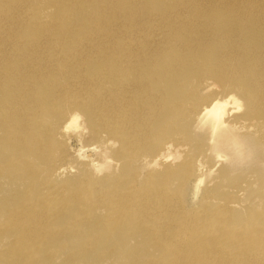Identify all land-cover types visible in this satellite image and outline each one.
<instances>
[{"label": "bare ground", "instance_id": "6f19581e", "mask_svg": "<svg viewBox=\"0 0 264 264\" xmlns=\"http://www.w3.org/2000/svg\"><path fill=\"white\" fill-rule=\"evenodd\" d=\"M115 1L100 0L97 5L92 0H0V20L18 12L14 21L18 19L22 25H16L18 29L13 27L2 38L0 35V45H12L11 49L3 48L5 64L0 72V158H9L0 164V172L5 165L13 166L15 171L20 170L19 176L30 178L27 187L35 184L40 190L35 198L26 197L19 207L2 209L0 236L7 230L16 236V241L0 249V264H39L38 250L57 234L47 231L44 224L40 230L33 220L50 204L55 207L59 203L53 197L55 191L64 195L67 206L75 204L72 223L88 214L81 216L89 207L86 203L94 199L87 183H76L74 192L48 188L49 176L71 173L65 163L58 164L69 155V138L60 136L77 115L83 117L85 131L79 142L86 133L98 140L105 135L104 141L122 142L119 157L131 150H146L143 165L158 169L156 174L146 171L148 177L141 180L145 195H135L133 191L119 204L120 193L113 195L114 188H103L98 206L108 208L106 221L111 216L119 224L134 222L140 235L154 234L159 228L161 235L151 239L165 257L161 264H174L172 257L183 255L182 249L174 251V243L180 239L174 230L190 225L181 216L167 214L175 204L168 193L173 189L175 174L186 168L191 177L194 166L195 180L201 182L221 164L215 160L205 165L199 158H187L179 165V149L187 145L180 143L186 130L169 116L177 110L174 119L184 117L206 125L211 140L221 145L215 151L222 158L227 148L243 146L238 135L241 130L252 128L257 140L264 139V16L244 11L201 13L185 5L184 0ZM71 2L79 6L76 16L80 21L71 23L73 15L59 16L55 21L53 16L50 18V8L68 12ZM35 3H40L36 10ZM118 5L125 12H151L155 7L157 12L143 15L142 24L133 28L103 27L105 12L112 14L113 7L118 12ZM168 7L180 12H167ZM30 9L35 11L32 13L36 14L37 27L26 26ZM184 9L188 12H181ZM19 47L21 54H17ZM206 80L214 81L207 83L213 92L192 100L195 90ZM237 96L244 103V111L234 115L229 105L236 107ZM168 100H174L173 107L167 105ZM253 118L257 122L251 123ZM141 148H145L144 152L139 151ZM94 154L85 153L97 171ZM169 156L173 159L168 160ZM225 171L223 167L219 176H224ZM46 183L48 190L44 188ZM228 207L226 204L223 210L230 211ZM143 216L149 218L142 222ZM229 222L231 218L227 225ZM205 224L209 222L203 221L194 230L202 232ZM24 226L29 232H24ZM66 232L62 230L60 234ZM223 243L226 245L222 252ZM189 246L201 254L197 258L200 261L192 264H210L206 262L209 253L213 257L224 255L226 246L230 254L221 264H264V219L247 220L234 237L227 227L206 228Z\"/></svg>", "mask_w": 264, "mask_h": 264}, {"label": "rangeland", "instance_id": "374dc122", "mask_svg": "<svg viewBox=\"0 0 264 264\" xmlns=\"http://www.w3.org/2000/svg\"><path fill=\"white\" fill-rule=\"evenodd\" d=\"M111 1H114V3L116 2L115 0ZM204 1L205 0H184V4L192 6V10L197 9V12L201 13L218 11L233 14L235 12L244 11L246 13L249 12L248 14L251 15L258 14L259 16H264V1L262 0ZM92 2L97 5L100 4L96 3L100 2V0H92ZM228 2L229 4H227ZM70 4H72V11L70 10L68 12H58L50 8V10H48L50 18L53 16L54 18H52L55 21L61 18L59 16L67 17L73 15L75 18L71 23L80 21L79 17L76 16L79 14V6L73 4V2ZM139 4L140 3H137V8H140ZM221 4H223V6ZM33 5L36 10L40 3H35ZM233 7H237V10H235V8L233 9ZM250 9L252 12H250ZM117 10L118 12H116V8L113 7L112 14L111 12H105L106 16L103 19L104 22L101 23L103 27L133 28L136 27L137 23L139 25L142 24L143 15L157 12L156 7L153 8L151 12L145 13L125 12L120 5L117 6ZM165 10H167V12H180V10H176L172 7L165 8ZM28 11H31V13L26 16V26L29 28L37 27L39 24L35 21L36 14L32 13L35 11L32 9ZM181 12H188V10L184 9ZM107 13H109V15ZM116 14H118V16ZM23 15L25 14L23 13ZM111 15H113V19ZM9 16H3L2 18H4V20H0L1 38L13 27L20 28L22 26L18 19L14 21L15 16H18V12H14L12 16ZM120 23H122V25ZM7 39L9 38L7 37ZM3 48L11 49L12 45H0V65L3 63L5 64L4 55L2 53V51H4ZM20 49L19 47L17 54H21L19 52ZM20 57H22V55ZM4 64L0 68V72L4 71ZM1 79L3 78H0V80ZM208 82L214 81L206 80L199 89L195 90L192 100L194 97H197V95L205 97L213 92V89L207 85ZM192 86H195V84ZM169 90L170 92H174L173 89ZM174 96L178 97L177 93H175ZM237 98L242 101L240 97L237 96ZM173 102L174 100H168L167 105L173 107L175 104ZM229 109L234 115L238 114L234 112V107L232 105H229ZM176 113H178L177 110H175L173 115L169 116V118L175 120V123L179 122V124L182 125L180 127L186 130L183 131L185 136L180 143L187 144L181 147L183 150L179 149L181 158L178 164L181 165L187 158L190 159V161L199 158L205 165L212 164L215 160L221 162V164L211 174L203 178L201 182L195 180L197 170L194 166L191 167V177L186 174V168H182L181 174H178L181 170L179 169L175 174L173 189H168L170 198L174 200L175 204L174 207L168 210L167 214L169 216H181L190 223V225H185L183 228L174 230L175 233L180 235V239H177L174 243V251L182 249L183 255L174 256L172 260L174 264H192L195 261H200L197 260V258L201 256V254L197 252L193 246H189V244L197 234H204L206 228L209 230L211 228L213 230L214 228L219 230L227 227L234 237L240 232L241 226L246 223L247 220H255L257 218L264 219V139L262 142L257 140L252 128L241 130L238 135L243 142V146L241 148L237 147V149L235 147L227 148L229 151L222 154L224 155L222 158L219 157L215 151V149L219 148L221 145L211 140V131L206 125L196 121L190 122L189 119L184 117L174 119L173 117H175ZM252 121L257 122L254 118L250 122L253 123ZM81 124L83 125V120ZM84 132L83 129L80 131L71 130L62 132L60 137L64 140L69 138V155L61 159L58 164L65 163L68 166V171L70 170L71 173L67 176H49L51 184L48 187L46 183L44 188L45 190H48V188L55 189L59 192L64 190L74 192L75 186H77L76 183H87L89 194L90 196L92 194V198L94 199L86 203L89 207L81 212V216L85 213L88 214L81 217L76 223H72L71 218L74 217L77 211L75 210V204L69 203L67 206V203L65 204L66 200L63 199L64 195L55 191L53 197L57 199L59 203H57L55 207L50 204L46 212H38L33 220V223L37 225L40 230H42L44 224L47 231L53 232L52 234H57L46 246L43 245L42 248L38 250L36 254L38 263L46 264L48 260V264H150L152 262L161 264V262L165 260V257L163 256L162 250L156 249L153 246V241L151 239L152 236L158 237L161 235L159 228L154 234L140 235L136 233L137 224L134 222L127 221L119 224L111 220L110 214L109 220L106 221L109 212L108 208L106 206H98L102 199L103 188H114L113 195L120 193L118 196L119 204L123 202L124 197L129 196L133 191L135 195H145V186L142 187V185H140L141 180L148 177L146 171L156 174L158 169L153 167L146 168L143 165V160L147 152L146 150L145 152L143 151L145 148L139 150L144 153L131 150L122 157H119L123 150L122 142L113 139L104 141L105 135H103L102 139L100 136V140H98L90 137V135L86 133L83 137V142L78 143V141H80L79 137L83 136L82 134H84ZM109 141L114 142L116 146L110 144ZM81 146L86 149L95 146V148L98 149L95 151L93 160L95 163H98L97 165L102 174L98 175L97 171L90 165L91 162L87 159L82 160L79 158L77 152ZM243 151L244 153H242ZM117 152L119 155H117ZM8 159L9 158L5 156L0 158V164ZM109 160L114 161V163L109 164ZM223 167L226 168V171L224 176L220 177L219 171ZM42 168L43 166L40 164L39 173L41 175L43 173ZM19 171L20 170L15 171L13 166L5 165L0 172V223L4 220L2 215V209L4 207L15 209L24 204L23 200L26 197L35 198L40 192L38 186L35 184L27 187L29 184L27 180H30V178L27 176L25 179V176H19ZM92 181H94L93 186ZM46 186L48 188H46ZM226 204L229 206L228 209L230 211L226 212V210H223V206ZM34 208L39 207L34 205ZM82 208L83 206L78 210ZM136 208L140 210L138 209L140 207ZM25 209L30 210L29 207H25ZM148 212L151 211L148 210ZM161 215L164 214H160V216ZM148 218V216H143L141 221L144 222ZM228 218H231V222L227 225ZM16 220L20 221V217L16 216ZM206 220L209 222V225L206 226L205 224V229L202 232L194 230ZM195 222H198L197 225H194ZM20 225L24 224L22 223ZM23 229L24 232H29L28 226H24ZM62 230L67 232L60 234ZM15 241L16 236L6 230L5 233L0 236V249L5 247L4 245ZM225 245L226 244L223 243L222 252L225 249ZM228 254H230V247L226 246L224 255H215V257H213V255L209 253L210 256L207 258L206 262L208 263L210 261V264H213L212 260L214 259L215 264H221L220 262L223 261ZM9 255L10 253H8L6 257ZM20 260H22V257Z\"/></svg>", "mask_w": 264, "mask_h": 264}, {"label": "clouds", "instance_id": "9594fccd", "mask_svg": "<svg viewBox=\"0 0 264 264\" xmlns=\"http://www.w3.org/2000/svg\"><path fill=\"white\" fill-rule=\"evenodd\" d=\"M243 111H244L243 101L238 100V101H237V105H236V107L234 108V112H235V113H240V112H243ZM82 120H83V117L80 116V115H77V118H76V120L74 121V123H73L72 125H70V126L65 127L64 131H65V132H68V131H71V130H75V131H80V130H82V129H83V125L81 124V121H82ZM78 143H80V142L78 141ZM109 143H110V144H113V146H116L115 143L112 142V141H109ZM97 150H98V149H96L95 146H92L91 148H88V149H86V148H84V147L81 146V147L79 148L78 152H77V155H78L79 158L82 159V160H83V159H90L89 157H87V156L85 155V153H86V152H89V151H91V152H95V151H97ZM171 159H173V158H172L171 156H169V157H168V160H171ZM108 163L111 164V163H114V161L109 160ZM117 167H118V165H117ZM96 170H97V174H98V175L102 174V172L100 171L99 168H97ZM61 171H63V169H61Z\"/></svg>", "mask_w": 264, "mask_h": 264}]
</instances>
